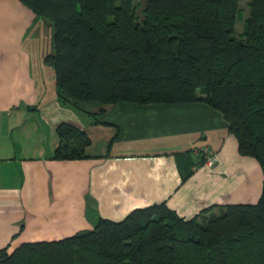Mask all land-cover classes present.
<instances>
[{
	"label": "trees",
	"instance_id": "trees-1",
	"mask_svg": "<svg viewBox=\"0 0 264 264\" xmlns=\"http://www.w3.org/2000/svg\"><path fill=\"white\" fill-rule=\"evenodd\" d=\"M52 26L58 100L97 115L104 105L203 102L228 123L239 154L262 170L254 203L210 204L188 219L166 201L52 241L0 251V264H264V0H19ZM92 103L98 110L85 107ZM58 159L85 157L86 134L56 127ZM202 156V162L205 158Z\"/></svg>",
	"mask_w": 264,
	"mask_h": 264
},
{
	"label": "crops",
	"instance_id": "crops-1",
	"mask_svg": "<svg viewBox=\"0 0 264 264\" xmlns=\"http://www.w3.org/2000/svg\"><path fill=\"white\" fill-rule=\"evenodd\" d=\"M49 36L19 0H0V251L59 240L160 201L185 219L210 204L257 201L260 164L239 154L218 110L119 102L104 105L95 122L58 100L43 62ZM61 123L89 138L85 157H53ZM203 147L216 153L215 166L201 163Z\"/></svg>",
	"mask_w": 264,
	"mask_h": 264
},
{
	"label": "rangeland",
	"instance_id": "rangeland-1",
	"mask_svg": "<svg viewBox=\"0 0 264 264\" xmlns=\"http://www.w3.org/2000/svg\"><path fill=\"white\" fill-rule=\"evenodd\" d=\"M251 0H239L238 1V7H239V17L236 21V25H235V32L236 34L242 32L243 27H244V21L245 19L248 17L249 12H250V7H249V3ZM136 2H138V11L140 8H142L143 6V0H136ZM43 20V22L46 24V31L47 29L50 32V36H52V26L51 23L47 20L41 19ZM45 30V28H44ZM39 34L36 32L35 36H38ZM85 107H89L91 110H98V107L94 106V104L92 103H88L85 105ZM97 115H91V117H96Z\"/></svg>",
	"mask_w": 264,
	"mask_h": 264
},
{
	"label": "built area",
	"instance_id": "built-area-1",
	"mask_svg": "<svg viewBox=\"0 0 264 264\" xmlns=\"http://www.w3.org/2000/svg\"><path fill=\"white\" fill-rule=\"evenodd\" d=\"M197 152L203 155V157L205 158L204 164L206 166L213 167L217 163L218 160L217 155L210 148L203 147L201 149H198Z\"/></svg>",
	"mask_w": 264,
	"mask_h": 264
}]
</instances>
